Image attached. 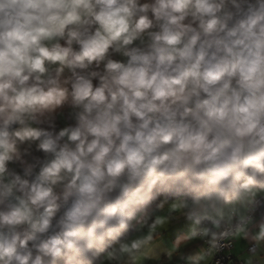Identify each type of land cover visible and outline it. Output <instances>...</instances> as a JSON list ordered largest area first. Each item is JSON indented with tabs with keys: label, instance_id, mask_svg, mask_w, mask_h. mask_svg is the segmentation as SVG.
I'll use <instances>...</instances> for the list:
<instances>
[{
	"label": "clouds",
	"instance_id": "clouds-1",
	"mask_svg": "<svg viewBox=\"0 0 264 264\" xmlns=\"http://www.w3.org/2000/svg\"><path fill=\"white\" fill-rule=\"evenodd\" d=\"M238 247L264 264V0H0V264Z\"/></svg>",
	"mask_w": 264,
	"mask_h": 264
},
{
	"label": "built area",
	"instance_id": "built-area-1",
	"mask_svg": "<svg viewBox=\"0 0 264 264\" xmlns=\"http://www.w3.org/2000/svg\"><path fill=\"white\" fill-rule=\"evenodd\" d=\"M232 252V250L221 252L217 257L219 264H238Z\"/></svg>",
	"mask_w": 264,
	"mask_h": 264
},
{
	"label": "crops",
	"instance_id": "crops-1",
	"mask_svg": "<svg viewBox=\"0 0 264 264\" xmlns=\"http://www.w3.org/2000/svg\"><path fill=\"white\" fill-rule=\"evenodd\" d=\"M70 121H67L65 119H59L58 120V126L59 127H63L66 123H69ZM233 256L235 257L236 261L238 262V260L240 259V257L242 256V250L238 247L235 251L232 252Z\"/></svg>",
	"mask_w": 264,
	"mask_h": 264
}]
</instances>
